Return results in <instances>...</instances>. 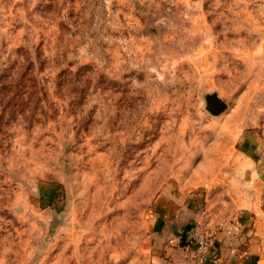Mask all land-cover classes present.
<instances>
[{"label": "rangeland", "instance_id": "374dc122", "mask_svg": "<svg viewBox=\"0 0 264 264\" xmlns=\"http://www.w3.org/2000/svg\"><path fill=\"white\" fill-rule=\"evenodd\" d=\"M262 232L264 0H0V264H252Z\"/></svg>", "mask_w": 264, "mask_h": 264}, {"label": "water", "instance_id": "95a60500", "mask_svg": "<svg viewBox=\"0 0 264 264\" xmlns=\"http://www.w3.org/2000/svg\"><path fill=\"white\" fill-rule=\"evenodd\" d=\"M226 104L222 102L216 95L207 97V109L213 115H219L226 109Z\"/></svg>", "mask_w": 264, "mask_h": 264}, {"label": "crops", "instance_id": "0c3cea01", "mask_svg": "<svg viewBox=\"0 0 264 264\" xmlns=\"http://www.w3.org/2000/svg\"><path fill=\"white\" fill-rule=\"evenodd\" d=\"M243 207H246V206H243ZM247 207L252 208L253 206H247ZM262 237H263L262 239H264V232H262ZM252 239L253 240H252V244H251V250L248 252V255H252L253 257L255 256V258H253L251 256L253 258L252 264H264V251H263V253L259 254L260 250L257 249L258 245L260 244L259 238L256 239V237H253ZM256 255H258L259 257L256 258ZM255 260H257V262Z\"/></svg>", "mask_w": 264, "mask_h": 264}]
</instances>
